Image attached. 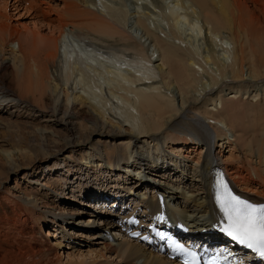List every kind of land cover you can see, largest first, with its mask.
I'll use <instances>...</instances> for the list:
<instances>
[{"label":"bare ground","instance_id":"1","mask_svg":"<svg viewBox=\"0 0 264 264\" xmlns=\"http://www.w3.org/2000/svg\"><path fill=\"white\" fill-rule=\"evenodd\" d=\"M150 2L152 8L131 14L156 56L144 50L142 37L127 32L131 24L118 0H0V140L18 125L11 118L21 115L20 125L27 128L18 138L49 141L54 149L46 158L66 149L60 158L85 161L98 171L92 180L105 174L95 185L71 188L94 210L87 222L104 226L93 228L96 237L115 231L103 248L125 264H177L122 237L112 220L116 212L108 209L118 201L104 204V198L137 197L151 202L137 206L156 210L160 192L168 215L196 233L221 219L212 207L217 188L211 169L221 168L216 175L223 170L252 200H264V0H172L166 10L160 0ZM17 12L28 15V22L13 23ZM157 12L166 13L173 40L185 42L175 32L185 21L202 38V49L157 36L146 22ZM130 54L141 63L134 71L127 68L137 61ZM189 114L194 127L174 136ZM58 130L67 136L50 141ZM15 143L0 150L7 167L0 171V264H85L91 254L81 249L67 252L62 262L58 225L64 223L46 216L58 206L49 202L54 195L17 182L14 194L2 184L24 167L18 159L28 161L42 151ZM149 172L157 177L151 180ZM50 223L53 233L42 234Z\"/></svg>","mask_w":264,"mask_h":264},{"label":"rangeland","instance_id":"2","mask_svg":"<svg viewBox=\"0 0 264 264\" xmlns=\"http://www.w3.org/2000/svg\"><path fill=\"white\" fill-rule=\"evenodd\" d=\"M118 1L121 2V4H122L121 8H123L124 11L126 12V14H125L127 16V17H125L126 21L129 22V24H131V25H128V23H126L127 25H125V28H126V30L128 29L127 32L128 33L130 32L132 35H135L137 39L142 37L141 42H143L144 50L147 49V52L149 51L148 54H151V52H153V56H156V54L158 52H156L154 50L155 47L152 45L153 42L151 44V41L149 40V38H146L147 36L143 35V33H142L143 30L137 26V23H136L137 17L132 15L133 14L132 12L134 10L135 11L137 10L138 12L143 13V11H147L146 7L149 6V8H152V4H151L150 0H142V1L141 0H138V1H135V0H118ZM122 1L124 4L122 3ZM167 1H168V3H167ZM171 1L160 0V3L163 6V9L166 10V5L168 6V4H169V6H170V3L172 4ZM52 3H54V2H52ZM23 6L24 7L26 6L28 8L30 5L26 1L25 3H23ZM118 6H120V5H118ZM250 7L253 8L252 5H250ZM10 11L12 12L13 10L10 9ZM22 11L20 13H22ZM166 12L168 13V11H166ZM17 13H15L14 16L11 15V19H13V23L17 22V23L21 24V22H28V20H29L28 15L24 16V14H23L20 16L19 15L20 13L19 12H17ZM162 15H163V13L157 12L155 15H153V18L151 17L150 19H146L147 24L152 29H154V30L156 29V35L157 36L164 38L168 42L173 41L176 44L179 43V45H182V47H183V45H185L183 43L188 41L192 48H195L198 51L202 49L201 48L203 46L202 38H200V36H195V31L190 30L189 25H187L188 23L185 21L178 22L176 29H175L176 34L178 36H180L181 38L184 37V39L183 38L182 39L185 42H181L178 39L173 40V37L170 34L171 27H169L167 20L165 18L166 13L163 16ZM198 24H200V23L198 22ZM160 29L162 31H160ZM135 56H136L135 54H130L128 56V58L136 60L138 55L136 57ZM115 58L116 57L112 56L113 60H115ZM154 62L156 63L157 61H154ZM137 63H138V65H137ZM140 66H141L140 60L137 58V61L136 62L131 61L129 63V66H127V68L129 67L128 68L129 70L134 71V69L136 70ZM100 82H102V80ZM257 83H259V82H257ZM226 91L228 92V90H226ZM177 102H178V99H177ZM185 118H186V120L183 119L180 121L179 126H177L178 134L175 133L174 136L186 135V132H188V130H190L192 127H194L192 123H195L196 120L191 118V114H189V116L188 117L186 116ZM14 120H16V122H19V123H18V125L16 124L15 127H13V126L9 127L10 130L7 129L9 131V133L7 135L8 137L5 138V140H2V141L0 140V150L1 149L10 150L13 147L11 144V141H12V143L17 142L15 144L18 146L20 145L22 147L23 146L24 147H28V146L29 147H35L38 150H42V151H39L38 155L34 156L31 160L25 161V160L18 159L17 163H19V166L23 165L24 167L19 172L10 174L8 180L6 182L3 181L5 183H2V184L3 185L5 184V187L8 186L9 187L8 189H10L11 193H14V194L18 193L17 189H15V187H14V184L17 182V183H19V185L22 188L28 187V186H31V187L35 186L36 188H39V190H42V192H44L46 194L51 193L52 195H54L53 201H49V202L51 204L58 205V206L56 208L54 207L55 210H53V213L47 214L46 216H47V218H50L51 220L58 221V223H59V221L64 223V224L58 225L59 229L61 230V233H60L58 239L61 240V243L63 242L62 244H63L64 250H65V252H63L62 253L63 255L61 256L62 262L65 263L67 252L73 251L74 253H76L75 251H77L78 249H81L84 253H86V254L90 253L91 254V256H89V259H87V261H85V264H125L126 262L124 263L123 259L116 257L115 252L110 251V250L107 251L105 248L102 247L104 243H109V241H111L110 238L113 239L115 231L114 232L110 231L108 234H106V231H104L103 232L104 235L98 234L99 236L96 237L95 236L96 234H94L95 230H93V228H95V229L97 228L99 231H101V229L104 228V226L98 225L99 224L98 221L97 222L96 221L95 222H87V219L89 218L88 213H92V211H94V210L92 209V207L88 206L89 202L87 203V200H84L81 197L80 198L76 197L71 192V188L73 187V184L76 185L78 183V184L82 185V187H84V185L85 186L95 185L96 182H98V181L100 182L101 180L106 179V176H104L105 174L101 175V177L98 176L99 178L97 177V179L92 180V177L94 175H96V173H98V171L96 169H92V166L85 163V161H78V157H75V159L73 157L60 158L62 156V153L66 149H64L63 151H61L57 155H50L46 158L45 157L46 153L50 152L54 149V147L51 146L50 142L46 141V140H41V138H39V137H34L31 140H27V139L23 140L21 138H18L17 135L23 133L27 127L24 128L23 125H20L21 122L24 121V118L21 117V115H17V116H15V118H11L10 122L14 121ZM25 120L33 121L30 118H27ZM85 122L82 126L83 128L85 126ZM184 122H186V123H184ZM12 124H15V123H12ZM81 124H82V121H81ZM87 124H88V126H91V124H89L88 122H87ZM210 131H212V130H210ZM82 132H84V131H82ZM85 134H87V133L84 132L83 136ZM65 136H67V132L65 130L64 131L58 130L56 135L50 136L49 139H50V141H52V139L55 140L58 137L62 138ZM90 141H91V139H90ZM221 153H223V156H226L228 154L226 151H224V148L222 149ZM53 154H55V153H53ZM0 155H1V152H0ZM56 158H60V159L57 161ZM254 159L255 158L252 157V161ZM6 169H7V167L4 163V160L0 156V171L5 172ZM105 170H107V169L105 168ZM105 170L102 169V171H105ZM147 177H149V178H151V180H153V177L155 179L157 176L154 173L149 172L147 174ZM62 182H64V183H62ZM45 183L52 184L51 188L46 187V186H44L43 188L40 187V185L43 186V184H45ZM129 185H132V183ZM157 193H160V192H155V195ZM147 195H149V194H147ZM48 197L51 199V196H48ZM118 197H119L118 199L120 200V196H118ZM137 201L139 203H137ZM108 202H110V200H108ZM141 202H143V201H140V200H138L137 197H135L129 203L132 205V207L134 204V207L136 208V206L139 205ZM145 204L149 205V204H151V202H149L147 200L146 203H144V205ZM212 207L214 210L213 202H212ZM63 210H67V211L74 212V213L67 215L66 214L67 211L62 212ZM64 215H66V216H64ZM62 218H65V219H62ZM53 225H54L53 223H50L49 225L47 224V226H45L43 228L42 234L46 235L47 230H49L53 233V231H54V228L52 227ZM209 225H210V223L208 225H203L202 227L203 228L208 227ZM116 234H117V232H116ZM117 236H118V234H117ZM72 237L74 239H72ZM51 241L54 242L55 239L52 238ZM88 251H90V252H88ZM99 252L100 253L103 252L104 254L103 253L102 254L104 256H99V255L96 256V254H98Z\"/></svg>","mask_w":264,"mask_h":264}]
</instances>
